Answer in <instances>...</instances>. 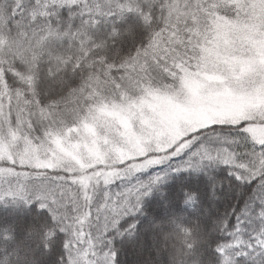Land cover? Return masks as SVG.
<instances>
[{"label": "snow or ice", "instance_id": "6c2138e0", "mask_svg": "<svg viewBox=\"0 0 264 264\" xmlns=\"http://www.w3.org/2000/svg\"><path fill=\"white\" fill-rule=\"evenodd\" d=\"M0 264H264V0H0Z\"/></svg>", "mask_w": 264, "mask_h": 264}]
</instances>
